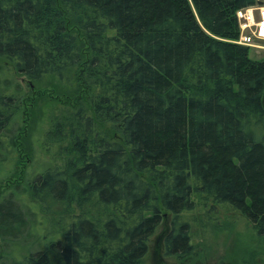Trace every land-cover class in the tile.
Instances as JSON below:
<instances>
[{"label": "trees", "instance_id": "16d2710c", "mask_svg": "<svg viewBox=\"0 0 264 264\" xmlns=\"http://www.w3.org/2000/svg\"><path fill=\"white\" fill-rule=\"evenodd\" d=\"M256 3L0 0V58L71 105L43 135L59 163L30 173L20 86L0 91V166L16 153L0 184L24 176L0 195V264H143L162 226L165 256L196 257L214 205L264 245V56L233 42L236 10ZM19 187L50 239L15 257L38 223Z\"/></svg>", "mask_w": 264, "mask_h": 264}, {"label": "rangeland", "instance_id": "374dc122", "mask_svg": "<svg viewBox=\"0 0 264 264\" xmlns=\"http://www.w3.org/2000/svg\"><path fill=\"white\" fill-rule=\"evenodd\" d=\"M249 56L252 58L263 57L264 46L262 48H250ZM5 81L7 82L4 83ZM16 85L20 86L23 96V109L20 117L17 116L18 119L21 118L24 124V134L23 137H20V149L23 153H30L29 160H19V166L28 168L31 173L40 167L42 168L46 163H59L53 156L54 149L50 152L44 149L43 145L48 146L43 142V135L49 126L51 116L65 114L71 105L67 101L64 102V96L60 95L59 88H55L49 78H44L38 82L28 81L19 75L9 62L0 58V91L6 90L5 87L9 86L11 89L8 87V92H10ZM15 122L17 125L18 121L15 120ZM15 157L16 153L13 158L11 157L3 166H0V177L5 176L6 171L13 165ZM23 177L17 173L14 178H5L6 180H3L0 184V195H2V191L10 189L17 183L23 184ZM16 189H18L17 192L20 195L18 197L19 202L30 206L33 211L37 212L36 220L38 221L37 225L31 228L29 232L25 229L23 231L24 235L21 234L19 239L21 241L13 246L15 257H21V251L25 252L33 247L34 250L39 246L47 245L50 239L48 231L50 226L48 225V217L40 211L39 207L26 194L20 193L23 188ZM7 194L6 192L4 195ZM211 221L214 222V229L216 230L214 233L210 230L205 232L206 243H204L202 249L198 248V256L185 260L165 256L162 243L157 238L163 230L162 226L152 236L149 250L143 258V264H261L264 261V245L241 214L231 211L227 207L214 205ZM8 225L10 228H14L11 224L8 223ZM196 235L198 236L197 233ZM200 238L198 236L199 240ZM37 244L39 246H36ZM8 250L5 253L7 257L4 261L6 262L7 259V263L10 262L9 259L12 260V251ZM5 251L1 248L2 254ZM19 251L20 254H18Z\"/></svg>", "mask_w": 264, "mask_h": 264}, {"label": "built area", "instance_id": "2783aa9c", "mask_svg": "<svg viewBox=\"0 0 264 264\" xmlns=\"http://www.w3.org/2000/svg\"><path fill=\"white\" fill-rule=\"evenodd\" d=\"M238 37L233 42L250 48L264 45V3L241 7L235 12Z\"/></svg>", "mask_w": 264, "mask_h": 264}, {"label": "water", "instance_id": "95a60500", "mask_svg": "<svg viewBox=\"0 0 264 264\" xmlns=\"http://www.w3.org/2000/svg\"><path fill=\"white\" fill-rule=\"evenodd\" d=\"M258 4H262V2L259 1ZM261 104L264 109V89H263L262 96H261Z\"/></svg>", "mask_w": 264, "mask_h": 264}, {"label": "crops", "instance_id": "0c3cea01", "mask_svg": "<svg viewBox=\"0 0 264 264\" xmlns=\"http://www.w3.org/2000/svg\"><path fill=\"white\" fill-rule=\"evenodd\" d=\"M259 1L262 2V3H264V0H257V3H258Z\"/></svg>", "mask_w": 264, "mask_h": 264}]
</instances>
